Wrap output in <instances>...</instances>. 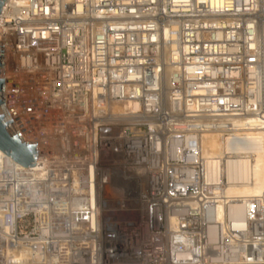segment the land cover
<instances>
[{
    "label": "built area",
    "instance_id": "1",
    "mask_svg": "<svg viewBox=\"0 0 264 264\" xmlns=\"http://www.w3.org/2000/svg\"><path fill=\"white\" fill-rule=\"evenodd\" d=\"M14 2L5 108L37 160L0 166V264H264V194L226 195L252 155L203 153L264 156V0Z\"/></svg>",
    "mask_w": 264,
    "mask_h": 264
},
{
    "label": "bare ground",
    "instance_id": "2",
    "mask_svg": "<svg viewBox=\"0 0 264 264\" xmlns=\"http://www.w3.org/2000/svg\"><path fill=\"white\" fill-rule=\"evenodd\" d=\"M18 3L21 4L23 2ZM15 5L14 0H7L4 6L6 15L8 14L7 18L12 17L13 13L11 11ZM259 145L260 141L257 140V143L255 142L250 147L243 144L233 146L228 142L222 143L217 137H208L204 142L203 153L206 158H214L224 153L250 154L253 157L251 162L238 160L236 162H228L225 165L226 177L230 183L226 192L228 198L247 199L264 194V156ZM1 165L14 168L17 164L0 150ZM229 213L233 217L240 218L244 214V207H231Z\"/></svg>",
    "mask_w": 264,
    "mask_h": 264
},
{
    "label": "water",
    "instance_id": "3",
    "mask_svg": "<svg viewBox=\"0 0 264 264\" xmlns=\"http://www.w3.org/2000/svg\"><path fill=\"white\" fill-rule=\"evenodd\" d=\"M7 0H0V14ZM0 150L23 168L36 166V149L25 144L5 108L4 48L0 46Z\"/></svg>",
    "mask_w": 264,
    "mask_h": 264
},
{
    "label": "rangeland",
    "instance_id": "4",
    "mask_svg": "<svg viewBox=\"0 0 264 264\" xmlns=\"http://www.w3.org/2000/svg\"><path fill=\"white\" fill-rule=\"evenodd\" d=\"M106 219H108V221H114V222H118L121 223L122 225L128 224L132 221L135 220V215L130 214V213H113V214H109L107 215Z\"/></svg>",
    "mask_w": 264,
    "mask_h": 264
}]
</instances>
